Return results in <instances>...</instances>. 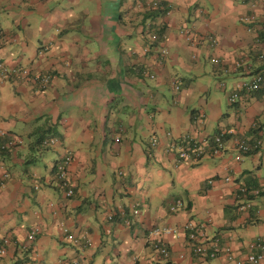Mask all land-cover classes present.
<instances>
[{
	"label": "crops",
	"instance_id": "1",
	"mask_svg": "<svg viewBox=\"0 0 264 264\" xmlns=\"http://www.w3.org/2000/svg\"><path fill=\"white\" fill-rule=\"evenodd\" d=\"M147 1L0 0V65L49 74L43 89L0 82V264H234L192 255L183 225L233 259L264 236V193L238 189L264 184V95L227 101L264 72V0H162L167 12L143 21ZM49 135L56 144L37 142ZM183 136L203 156L177 161L170 144ZM64 156L70 197L53 177ZM155 226L175 230L157 236L166 258L150 247Z\"/></svg>",
	"mask_w": 264,
	"mask_h": 264
},
{
	"label": "built area",
	"instance_id": "2",
	"mask_svg": "<svg viewBox=\"0 0 264 264\" xmlns=\"http://www.w3.org/2000/svg\"><path fill=\"white\" fill-rule=\"evenodd\" d=\"M155 6V3L152 4ZM244 19H253V16L246 17ZM263 30V29H262ZM187 32H185L186 34ZM153 38V37H152ZM215 44V39L210 37L209 45ZM264 56V45L261 47V53L259 54V57ZM213 62H216L215 59H212ZM13 80V79H21V80H27L29 82H34L37 84V87L39 89H43L48 81H49V74L47 73H37V72H30L27 68L24 67H15V68H4L0 65V82H4L7 80ZM264 81V72H256L250 76V78L246 81H242L236 85L233 86L231 89L227 101L229 103L234 102L238 94L241 92H250L253 90H256L259 85ZM174 88L176 89L177 86L175 85ZM258 132L264 133V123L259 124L257 126ZM230 131H221L214 135L212 138L213 145L210 148L212 154H217L223 147V137L224 135H229ZM3 135V132L0 131V136ZM12 141L8 140L7 145L11 144ZM57 143V139L55 137H50L48 139H45L42 141L43 146H52ZM151 145L155 144V140H151ZM235 148L237 153H245L248 151L249 146L245 143L243 140L236 141ZM170 149H175L178 151L179 158H183L186 160H195L203 156L205 153V146L202 143L193 144L192 147H187L185 149L179 147V146H171ZM190 150V152H187V150ZM238 158V156L236 157ZM69 165V157L64 156L63 158L59 159L55 163V167L57 168L56 174L59 177L58 179L65 178L66 170ZM229 177H224L223 181L227 182L229 181ZM36 187V186H35ZM239 193L242 196H246L248 193L258 195L261 191H264V184H262L260 187H255L251 190H248L244 186L238 187ZM71 194V190H67L65 192V195L68 196ZM179 205L176 204L175 206H170L169 209L172 211L174 208ZM133 214H137V210L132 211ZM36 229H32L27 233L26 240L30 241L35 236ZM60 231L63 235V237L66 240L71 241V235L67 231L66 227H61ZM174 229L170 227H155L150 229V233L154 236V238L150 241V247L153 251L156 252V254L160 257L166 258L168 256V250L166 246L158 239L157 236H160L161 234H171L174 233ZM183 231L185 232V245L187 246V249L192 255L196 256H204L205 253H207L210 257L214 256L217 252H221L222 255L228 260L234 262V264H240L242 262L248 263V264H259L263 258H264V236H259L254 238L251 242L247 245V251L244 255L238 258L233 259V252L229 247H224L222 249L217 248L215 245L212 246L209 250H206L204 247V234L202 232V228L200 225H194L191 222H187L183 225ZM88 242V241H87ZM86 242V243H87ZM2 252V250L0 251ZM74 263V262H73ZM20 264H28L26 261H22Z\"/></svg>",
	"mask_w": 264,
	"mask_h": 264
},
{
	"label": "trees",
	"instance_id": "3",
	"mask_svg": "<svg viewBox=\"0 0 264 264\" xmlns=\"http://www.w3.org/2000/svg\"><path fill=\"white\" fill-rule=\"evenodd\" d=\"M153 3H155V6L152 5ZM167 10H168V7L166 6V4H165L164 1H162V0H148L147 3H143L142 20L143 21H145V20H153L155 16H162V15H164L167 12ZM262 28H263V30H262ZM162 33H163V30L161 29V27H158L157 29L153 30V33L150 36L151 40L156 41L158 38L161 37ZM257 33H258L257 34V40H259L261 42V44L264 45V25H262L261 29H259L257 31ZM260 53H261V50H259V52L257 54L258 58L264 59V56L259 57V54ZM249 93H252L255 96H257V95L258 96L264 95V91H260V89H258V88L256 90L250 91ZM49 137H54V136L49 135L48 137H44V138L39 137V138H37V142L40 143V144H42V141L44 139H46V138L48 139ZM197 143H200V142H197V141L188 139L187 137H184L183 136L182 138H179L178 140L171 142L170 147L173 145V146H176V147L179 146V147L185 149L188 146L189 147H192L193 144H197ZM249 149H248V151H249ZM248 151H246V152H248ZM187 152H190V150L188 149ZM173 153L175 154V158H176L177 161L186 160V159H183V158H179L178 151L177 150L173 149ZM56 170H57V168L55 167V164H54V167H53V177L56 180L58 187L62 190L64 196L65 197H70L72 195L73 191H72V188H71L70 183H69L68 169L66 170V175H65V178H63V179H58L59 177L56 174ZM261 185L262 184H260L258 187H260ZM67 190H71V194L68 195V196L65 195V192ZM260 193H264V191H261ZM155 227H152V228H155ZM86 242L89 244L88 238L84 237L82 239V242H81L82 243V246H85L87 244ZM214 245L217 248H219V249H222L224 247H228V246H222L221 247L217 243L213 244L212 246H214ZM211 247H209L208 250ZM220 254H222V253L221 252H217L214 256L210 257L207 253H205L204 256H198V257H200V258H214V257H216V256H218ZM194 256H196V255H194ZM70 264H75V262L74 263L71 262ZM240 264H248V263L242 262Z\"/></svg>",
	"mask_w": 264,
	"mask_h": 264
},
{
	"label": "rangeland",
	"instance_id": "4",
	"mask_svg": "<svg viewBox=\"0 0 264 264\" xmlns=\"http://www.w3.org/2000/svg\"><path fill=\"white\" fill-rule=\"evenodd\" d=\"M183 34H184V33H183ZM210 37H211V36H207L208 43L210 42ZM208 264H210V263H208Z\"/></svg>",
	"mask_w": 264,
	"mask_h": 264
}]
</instances>
